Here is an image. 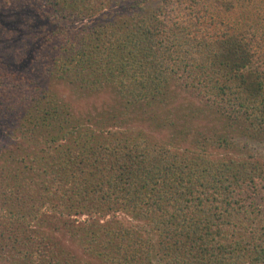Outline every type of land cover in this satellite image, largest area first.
Returning <instances> with one entry per match:
<instances>
[{
  "label": "trees",
  "instance_id": "trees-1",
  "mask_svg": "<svg viewBox=\"0 0 264 264\" xmlns=\"http://www.w3.org/2000/svg\"><path fill=\"white\" fill-rule=\"evenodd\" d=\"M7 33L0 264H264V0H0Z\"/></svg>",
  "mask_w": 264,
  "mask_h": 264
},
{
  "label": "rangeland",
  "instance_id": "rangeland-1",
  "mask_svg": "<svg viewBox=\"0 0 264 264\" xmlns=\"http://www.w3.org/2000/svg\"><path fill=\"white\" fill-rule=\"evenodd\" d=\"M18 23H19V21L17 20L16 23L14 22L11 25H13L14 28L17 27V29L20 30L21 28L19 27ZM36 25L37 24H35V26ZM5 36L6 37H4V38H6V39H3L0 41V47H2V48L4 46L5 47L8 46L9 42H11L10 41V39L12 38L11 35L7 33ZM0 37L2 38L3 34ZM15 39H13V40H15ZM30 52L33 53V50H31ZM29 56H31L30 53H29ZM28 61H29V59H26L24 62H28ZM58 88L62 92L66 91L67 93L71 94L74 91L75 95L81 94L80 93L81 91L78 93V91L73 90V88H71L65 84L59 85ZM184 96H186L184 91L181 92L180 95H178V98H177L178 105H181L185 102V98L188 96H186V97H184ZM79 99H80V97H79ZM81 99H83V106L85 105L86 107L90 106L92 103H93V105L100 104L102 102H105L107 99H109L111 101L109 94H105V93L98 94L97 96H92L91 94L86 93V97L85 98L82 97ZM186 100H187V98H186ZM78 104L81 106L80 100L78 101ZM201 106H203V104H200L198 106V108ZM169 108L170 107H168V106L167 107H160V112H157L156 110L158 108H156L154 111L152 110V111L146 112L144 115H142L141 113H138V115H137L135 112L131 111L130 112L131 118L129 117V120H127V121L123 120L122 125L123 126L127 125V122H129V123L134 124V125L144 126L148 131H150L157 138L167 140L168 139L167 136H172V133L174 132L176 127L180 123H184V122H182V120H183L182 117H179L178 120L176 121L175 125L170 124V125L165 126V124H162L164 120L169 119V118H165V117H168L169 111H172V110H169ZM121 109L124 110L125 108H121ZM200 109H202L204 111L200 110L196 114L195 113L189 114L190 120L194 124V127L203 126V127H206V129H208V128H210V127H208V125L212 124V122H211L212 119L211 118L208 119V114H207V111L205 109H203V108H200ZM212 118H213V116H212ZM189 138L191 140L192 136L189 135ZM239 145L241 146L239 148L245 150L247 153H249V154L253 153L254 155H258L259 157H261L264 160V143H260V144L256 143V142L251 143L250 141L241 139V141L239 142ZM223 148L224 147L222 146L221 149H223ZM227 151L230 154L231 153L235 154L237 152V151L233 152V149H227ZM78 218L82 219L84 217L81 216Z\"/></svg>",
  "mask_w": 264,
  "mask_h": 264
}]
</instances>
